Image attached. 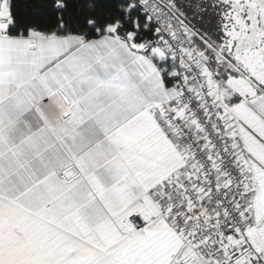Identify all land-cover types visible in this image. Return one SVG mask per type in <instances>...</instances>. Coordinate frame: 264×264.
I'll list each match as a JSON object with an SVG mask.
<instances>
[{
	"label": "snow or ice",
	"instance_id": "6c2138e0",
	"mask_svg": "<svg viewBox=\"0 0 264 264\" xmlns=\"http://www.w3.org/2000/svg\"><path fill=\"white\" fill-rule=\"evenodd\" d=\"M0 264H264V0H0Z\"/></svg>",
	"mask_w": 264,
	"mask_h": 264
}]
</instances>
